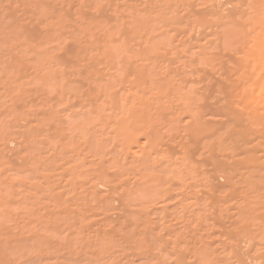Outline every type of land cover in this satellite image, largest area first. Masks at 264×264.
Instances as JSON below:
<instances>
[{
  "label": "rangeland",
  "instance_id": "obj_1",
  "mask_svg": "<svg viewBox=\"0 0 264 264\" xmlns=\"http://www.w3.org/2000/svg\"><path fill=\"white\" fill-rule=\"evenodd\" d=\"M96 1L0 0V264H178L217 236L201 219L209 208L202 186L173 177L191 107L214 96L206 99L202 83L178 80L175 30L153 31L159 41L168 38L172 62L140 61L134 51L145 37L127 39L122 28L130 26L108 17L97 19L89 42L76 17ZM179 2L164 0L169 16ZM111 34L116 40L105 41ZM108 49L112 57H105ZM142 65L152 72L144 81ZM102 73L115 83L119 102L95 97L93 84L99 89L107 81ZM187 91L196 98L182 97ZM198 157L197 179L211 166ZM115 159L120 167L126 160V210L114 188L123 179ZM171 240L179 243L174 254ZM209 243L203 247L211 258L221 254V243Z\"/></svg>",
  "mask_w": 264,
  "mask_h": 264
},
{
  "label": "bare ground",
  "instance_id": "obj_2",
  "mask_svg": "<svg viewBox=\"0 0 264 264\" xmlns=\"http://www.w3.org/2000/svg\"><path fill=\"white\" fill-rule=\"evenodd\" d=\"M107 1L87 2L86 8L82 5L79 9L76 25L89 42L92 43L100 25L97 19L108 17L130 26L129 29L122 28L127 39L145 37L140 43L141 49L134 51L135 55L141 56L140 61L152 59L156 62L161 58L163 62H172L166 42L168 38L165 36L159 41L153 31L164 35L175 30L180 36L178 43L182 46L176 66L178 80L182 83H202L200 91L205 93L206 99L215 98L203 103L201 108L191 107L192 123L184 128L188 142L180 141L182 148L178 160L181 168L174 171L173 177L176 182L189 183L190 187L193 183H196L195 187L202 186L203 190L199 192L206 194L209 208L203 209L201 219L207 221L204 228L205 225L214 226L213 233L217 234L214 241L222 244V251L218 256L210 257L207 248L203 247L206 242H214L212 235L208 234L212 241L210 238L204 241L203 248L196 249L193 260L178 264H264V0H179L176 11L170 16V4L163 3L164 0L161 3H157L159 0ZM91 9H95V13ZM82 15L90 19L88 24ZM79 20L82 28L77 24ZM155 23L163 24L157 26ZM108 35L106 33L104 38L107 39ZM111 40H116L115 34L105 41ZM111 53L108 49L105 57ZM144 66L139 70L143 81L152 75ZM89 70V75H92L94 67ZM100 75L101 79L107 80V73ZM107 81L99 89L97 84H93L95 97H108L119 102L115 83ZM125 83L124 76L120 84L127 91L129 88ZM182 97L196 98L192 91L185 92ZM141 150L145 156L149 155L145 147ZM126 154L128 149L124 157ZM198 156L211 166L203 168L202 176L197 179L199 169L195 159ZM27 159L23 165L33 169ZM120 162L117 161L118 166L107 163L122 171L119 174L123 179L120 183L116 180L119 185H115L117 190H114L119 193L122 209L126 210L131 207L132 196L126 189L129 180L124 178V162L121 171ZM101 164L105 165L104 162ZM220 177L225 181H219ZM191 191L194 192L193 189ZM197 203L200 205V202ZM175 246L173 254L179 251ZM225 251L228 252L224 255ZM168 263L159 261L155 264Z\"/></svg>",
  "mask_w": 264,
  "mask_h": 264
}]
</instances>
